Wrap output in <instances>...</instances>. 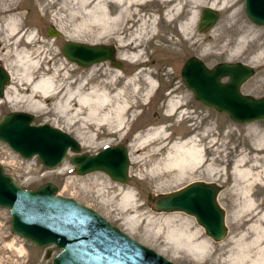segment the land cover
<instances>
[{
	"label": "rangeland",
	"instance_id": "obj_1",
	"mask_svg": "<svg viewBox=\"0 0 264 264\" xmlns=\"http://www.w3.org/2000/svg\"><path fill=\"white\" fill-rule=\"evenodd\" d=\"M207 1L210 3L212 0ZM19 2L22 5L19 10L24 30L37 31V41L30 46L34 50L37 47L43 50L46 62L42 71L49 70L47 74H54L57 82L66 70L68 81L85 80L92 74L89 84L112 80L119 71L120 77L113 84L117 89L136 75L140 79L134 85H126V103H137L127 110L124 126L113 128L96 125L87 129L81 121L73 124L70 113L62 114L57 109L48 112L26 110L29 102L19 98L25 86L20 79L21 72L18 66L11 63L14 51H0V65L12 72L9 84L5 86V95L0 98V118L11 111H26L33 114V123H49L74 136L81 143L82 152L94 154L107 145L122 143L127 146L130 157L129 179L121 184L100 171L77 174L69 160L71 153L57 167L49 170L37 157L22 159L0 142V163L4 172L12 175L24 188L35 189L43 183H53L57 187L56 194L74 198L94 209L127 235L175 264H243L238 260V255L248 250L255 238L251 225H255V220L259 219L258 212L264 211V119L240 124L226 113L205 106L195 99L184 84L180 71L191 56L201 59L209 68L219 62H242L251 66L254 74L242 85L241 92L256 98L264 96V25H257L248 19L244 0H229L224 8H211L220 15L205 32L198 29V23L201 10L209 6H198L196 23L189 39H185L177 30L186 17V9L174 21L167 22L165 13L168 7L156 3L152 9L155 11L159 8L158 13L153 12L156 17L154 31L158 34L142 42L143 54L136 63L119 58L121 48L117 35L108 38L104 31L97 30L91 36L93 41L88 42L74 40L63 31L62 35L49 36L47 32L50 27L61 31L53 16L56 6L50 9L49 15H44L47 0ZM222 5V2L217 4L218 7ZM102 9L114 14L117 6L106 7L103 4ZM243 35H247V41L239 48L238 41ZM66 41L114 46L115 61H119L121 66H113L110 60L79 66L63 55L62 47ZM260 51L262 56L255 58V53ZM61 63L65 66L62 70ZM148 77L153 81L154 89L146 95L145 78ZM6 94L10 98L16 95L18 98L11 102ZM57 100L51 98L49 105ZM170 100H176L179 104L171 115L168 106ZM182 112L187 117H182ZM85 116L84 112L79 115L82 118ZM155 128H163L169 138H151L143 142L145 133ZM196 135L197 142L205 147V163L183 178L173 177L167 181L175 172L155 168L166 155L168 146ZM165 142L168 146L159 151L157 148ZM237 162L240 165H236ZM236 167L250 169L252 176L248 179L238 178ZM193 181L218 185L217 202L225 212L227 228L222 240L211 239L192 215L180 211H158L154 207L156 197ZM159 182H164V185L159 187ZM126 189L135 192L137 206L128 215L123 210ZM149 195L153 200L148 199ZM250 200L254 203L252 212L247 206ZM133 216L130 223L128 218ZM169 216L172 217L171 221L165 219ZM186 234H193V237L185 240L183 236ZM58 252L54 246L38 248L12 233L9 210L0 207V264H50Z\"/></svg>",
	"mask_w": 264,
	"mask_h": 264
},
{
	"label": "water",
	"instance_id": "obj_2",
	"mask_svg": "<svg viewBox=\"0 0 264 264\" xmlns=\"http://www.w3.org/2000/svg\"><path fill=\"white\" fill-rule=\"evenodd\" d=\"M250 21L264 25V0H244ZM220 13L210 7L201 10L198 29L205 32ZM49 36H59L52 27ZM63 55L71 62L86 67L114 61L112 46L66 41ZM184 84L195 99L233 121L244 124L264 119V96L256 98L241 92L242 85L254 69L242 62H220L207 67L189 57L181 68ZM11 75L0 65V97ZM33 114L11 111L0 118V142L23 159L37 157L46 169H54L71 153L75 172L85 175L100 171L113 181L125 184L129 179L130 157L125 144L107 145L94 154L81 151V143L71 134L49 123L34 124ZM53 183L35 189L23 188L13 176L5 173L0 163V207L10 213V230L38 248L54 245L59 252L50 264H175L153 249L133 239L111 224L94 209L71 197L56 194ZM218 187L214 183L193 181L154 199L158 211H180L195 217L213 240H222L227 228L225 212L217 202ZM151 201L153 197L149 195Z\"/></svg>",
	"mask_w": 264,
	"mask_h": 264
},
{
	"label": "bare ground",
	"instance_id": "obj_3",
	"mask_svg": "<svg viewBox=\"0 0 264 264\" xmlns=\"http://www.w3.org/2000/svg\"><path fill=\"white\" fill-rule=\"evenodd\" d=\"M19 1L0 0V51H14V59L11 63L19 67L21 72L20 79L25 85L22 88L23 93L21 95L16 94L19 95L20 99L29 102V107L26 110L35 112V110L40 109L48 112L56 111L57 109V112L62 114L70 113L73 118V124L81 121L87 129H92L96 125H108L113 128H121L124 126L127 110L137 103L136 101L130 105L126 103V85H134L139 81V76L136 75L130 78L127 81L129 83L124 84L119 89L113 85L120 77L119 71L114 75L112 80L89 84V81L92 79V74L85 80L75 79L68 81V70H66L62 79L57 82L54 74H47L49 70L42 71L46 62V56L43 55V50H39L38 47L34 50L30 46L37 41V31L27 32L24 30L23 22L20 19L21 12L19 10L22 5ZM228 1L212 0L209 3L207 0H47L44 4V10L46 11L44 15H49L50 9L56 6L57 10L53 16L57 22L55 24L61 30L60 35H62L61 32L63 31L74 40L93 41L91 36L97 30L104 31V35L108 38L117 35L121 48L119 58L136 63L141 60L143 54L141 51L142 42L158 34L154 31L156 17L153 12L155 14L158 13L159 8L155 11L152 9L156 3H161L164 7H168L165 13V21L167 22L174 21L186 9V17L184 21L180 22L177 30L185 39H189L192 27L196 23L198 15L196 8L198 6L207 4L210 8L219 9L224 8ZM219 2H222V7L217 6ZM103 4L106 7L116 5L117 11L114 14L110 10L105 11L102 9ZM246 41L247 35H243L238 41V47H242ZM112 48L114 50V46ZM255 54V58H259L262 56V51ZM113 60L115 61L114 57ZM61 64L62 67L60 70L65 68L64 63ZM7 70L12 75V72L9 69ZM145 81L147 83L145 94L149 95L154 89V83L149 77L145 78ZM17 95L10 98L6 94V97L12 102L18 98ZM51 98H58V100L54 104L49 105ZM168 106L170 109L169 114L171 115L179 104L176 100H170ZM83 112L86 113V116L83 118L79 117ZM184 115L186 113L182 112L181 116L187 117ZM150 129L145 133L143 142L151 138L162 137V140L169 138L164 133L163 128ZM197 141L196 135L173 142L170 146L165 142L157 149L160 151L161 148L168 146L166 155L161 159L160 164L155 169L158 171L160 168L169 172L174 171V176L170 177L167 181H171L174 178H183L185 175L191 173V171L198 169L206 160L205 147ZM236 165H240L239 162ZM236 174L240 179H248L252 176L251 170L248 168L236 167ZM162 185H164V182L158 183L159 187ZM215 185L218 187L217 184ZM119 189L123 190L122 187ZM124 192L123 197L126 201L123 205V210L128 215L137 208L135 192L132 189H126ZM253 205L254 203L251 200L247 204L251 212L254 210ZM258 213H260L257 217L259 219L255 220V225H251L255 231V238L252 239L248 250L238 255V260L242 261L243 264L248 262H251L250 264H264V245L261 246L264 243V211ZM134 217H129L128 221L130 223L133 222L132 219ZM165 219L171 221L172 217L169 216ZM192 235L186 234L183 236V239L190 240L193 237Z\"/></svg>",
	"mask_w": 264,
	"mask_h": 264
}]
</instances>
